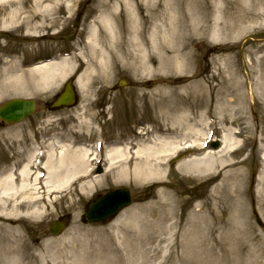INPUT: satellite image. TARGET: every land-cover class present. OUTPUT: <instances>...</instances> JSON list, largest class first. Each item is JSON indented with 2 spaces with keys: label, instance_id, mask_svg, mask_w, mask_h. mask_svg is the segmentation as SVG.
I'll return each mask as SVG.
<instances>
[{
  "label": "rangeland",
  "instance_id": "rangeland-1",
  "mask_svg": "<svg viewBox=\"0 0 264 264\" xmlns=\"http://www.w3.org/2000/svg\"><path fill=\"white\" fill-rule=\"evenodd\" d=\"M97 1L67 0L69 11L54 9L47 16L61 22L25 37L24 26L17 30L14 24L5 30L0 27L1 60L33 56L36 62L82 53L86 25L93 18ZM260 2L145 0L141 11L132 2L130 12L138 13L141 20L148 8L149 18L143 27L153 38L158 33L156 28L164 26L165 50L153 51L166 66L164 70L157 71V63L148 76L118 69L100 77L86 93L76 84L78 104L51 114L42 108L44 103L82 67L55 88L36 87L25 93L0 95V104L14 97L37 100V110L30 119L0 127L2 164L8 155L29 148L38 130L52 128L59 132L61 127H67L76 137L96 131L102 133L97 137L108 143L118 134V120L129 123L130 116L136 114L153 121L147 123V129L162 127L166 136L182 143L180 149L166 157L162 173L152 175L146 182H116L113 176H95L93 171L86 177L98 181L84 190L76 176L56 184L50 195L44 182H37L42 186L40 195L48 202V210L41 218L24 217L19 231L23 243L35 254L46 256L45 247L54 245L67 254L66 264H186L190 254H194L191 259L196 264H264V0ZM120 79L126 83L113 91V83ZM158 79L163 84L159 90L175 88L178 92L174 96L165 93L168 100L163 101L164 105L159 102L160 96H153L158 93ZM172 104L181 108L176 113V117L183 118L179 130L172 125L175 118L165 114L164 108ZM242 127L246 131L232 137L231 142L236 143L229 151L236 150L234 156L227 155L228 160L222 164L219 156L224 152L218 151ZM209 139L218 141L219 148L209 149ZM93 140L92 137V143ZM92 143L87 144L93 146ZM187 150L192 152L171 163ZM234 159L240 164L224 169ZM191 160L201 162V169L190 171L192 163L182 166ZM93 168L94 164L89 167ZM34 184L33 179L28 186ZM123 186L131 192L132 203L127 208L105 223L86 225L82 221L84 206L91 197ZM164 212L168 213L164 226L177 222L188 227L198 222L200 231L194 252L186 247L189 239L174 233L146 239V227L158 224ZM60 215L68 216L69 226L61 235L52 236L48 224ZM207 224H213L214 231L204 233Z\"/></svg>",
  "mask_w": 264,
  "mask_h": 264
},
{
  "label": "bare ground",
  "instance_id": "bare-ground-1",
  "mask_svg": "<svg viewBox=\"0 0 264 264\" xmlns=\"http://www.w3.org/2000/svg\"><path fill=\"white\" fill-rule=\"evenodd\" d=\"M256 1L259 5L262 0ZM132 2L140 11L141 7L145 5V0H117L114 2L98 0L93 5L94 15L86 25V45L82 53L69 57H56L51 62L28 68L25 66L28 62L26 58L11 57L1 60L0 57V95L2 93H25L29 91V88L36 87L54 88L68 74L75 72L80 67L82 69L75 81L80 86L82 93L90 90L100 77L118 69L129 70L136 76H148L152 66L157 63V71L164 70L166 66L161 58L153 52L155 48H159L161 51L165 50L164 26L161 24L156 28L158 33L153 38L147 28L143 27V22L146 23L149 18L148 8L144 9L146 16H143L141 20L138 13L130 12ZM62 9L69 11L70 3L67 0H0V27L5 30L14 24L13 27L17 30L24 26L22 37H25L45 29L47 25L51 26L61 22L57 18H48L47 16L52 10L56 12ZM21 14L24 16L20 19L18 17ZM65 21L64 19L62 22L65 23ZM159 34L161 36L158 37ZM2 77L4 78L2 79ZM158 80V93L154 92L153 96H160L159 102L164 105L163 101L168 100L165 93L170 92L169 95L174 96L178 92L175 88L159 90L162 89L160 87H163V84L160 79ZM164 109L166 116L170 115L175 118L174 121L172 119V125L174 123L175 128L179 130L183 118L176 117V113L181 109L180 105L172 104L171 107L168 106L167 109ZM145 119L148 117L146 116ZM184 119L186 120L187 117ZM141 129H144V132L140 130L133 136L119 137L106 146L104 158L105 166L108 169L107 176H113L114 181L138 179L146 182L152 175L159 176L164 169L166 157L173 154L179 145H182L174 138L166 136L165 129L162 127L155 130H149L146 127ZM243 130L246 131V128L242 127L239 132H233L229 143L223 145L218 151L224 152L219 156L222 164L224 160H228L227 155L234 156L236 150L229 151L230 147L236 143V141L231 142L232 137L239 136L244 132ZM124 131H129V129L125 127ZM197 133L202 135L200 130ZM61 147L58 156H54L53 152H50L46 162L43 163L47 170L45 183L52 185L47 189L68 181L75 175L84 174L86 167L90 166L93 161L94 152L90 151L89 146L86 148L77 146L74 149L68 148L66 145ZM191 161L183 163L182 166L186 168V165L192 163L191 165L194 166L189 168L190 171L201 169V162ZM28 163L29 161L25 162L17 175L8 169L0 172V264H66L67 254L60 248L47 245L45 247L47 256L46 254H35L34 249L23 243L19 235L21 221L24 217L41 218L47 214L48 210V204L40 195L39 187H27L28 179L31 178L30 164ZM239 164L240 161L234 159L226 164L224 169H234ZM94 181H84L81 184L82 190ZM151 214L154 215L153 212ZM167 214L166 212L162 213L158 224L146 227V239L149 241L163 234L174 233L176 237L189 239L186 247L189 246L190 252H194L200 231L198 222L193 221L188 227L182 224L181 226L177 222L164 226L168 220ZM214 229L213 224H207L203 232L209 233ZM181 246L184 250V245ZM190 255L185 263L196 264V261L191 259L194 254Z\"/></svg>",
  "mask_w": 264,
  "mask_h": 264
},
{
  "label": "water",
  "instance_id": "water-1",
  "mask_svg": "<svg viewBox=\"0 0 264 264\" xmlns=\"http://www.w3.org/2000/svg\"><path fill=\"white\" fill-rule=\"evenodd\" d=\"M71 90L70 82L65 85L64 92L60 97L54 102V106L59 105H70L72 104L74 97ZM33 109V102L22 100V99H12L4 103L0 107V118L6 122L18 121L23 116L27 115ZM127 190H119L116 192L108 193L100 200H96L90 206L87 217L89 221H98L105 219L115 213L118 209L127 205L129 203V195ZM63 227L62 223L56 222L51 224V231L56 233L59 232Z\"/></svg>",
  "mask_w": 264,
  "mask_h": 264
}]
</instances>
